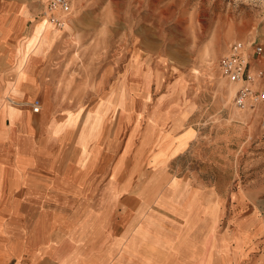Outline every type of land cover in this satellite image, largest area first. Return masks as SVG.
<instances>
[{
	"label": "rangeland",
	"instance_id": "374dc122",
	"mask_svg": "<svg viewBox=\"0 0 264 264\" xmlns=\"http://www.w3.org/2000/svg\"><path fill=\"white\" fill-rule=\"evenodd\" d=\"M46 1L0 0V25L8 33L3 46L22 48L33 74L36 57L37 75L48 86L43 106L41 90L18 107L33 111L38 101L40 112L52 104L54 118L66 120H49L47 145L35 147L31 172L38 167L57 174L66 152L83 157L68 161L61 173L76 176V207L70 217L50 220L32 205L23 218L7 198L9 219L29 223L25 230L37 232L48 247L62 239L61 232L49 235V221L68 220V238L76 244L90 236L88 224L109 219L111 206L132 232L124 244L126 232L114 240L117 264H153L159 261L150 258L166 248L192 252L198 245L185 244L191 240L221 251L226 227L245 233L243 223L251 222L246 237L264 238V100L235 107L240 83L219 67L233 42L254 41L262 50L249 67L253 74L262 71L253 86L264 89V0H73L62 28L38 18ZM42 20L56 37L35 47L31 30ZM6 67L0 54V73L8 74ZM9 96L0 111L7 110ZM96 166L105 188L92 186L90 197L86 187ZM29 188L22 199L39 205L40 197L28 198Z\"/></svg>",
	"mask_w": 264,
	"mask_h": 264
},
{
	"label": "crops",
	"instance_id": "0c3cea01",
	"mask_svg": "<svg viewBox=\"0 0 264 264\" xmlns=\"http://www.w3.org/2000/svg\"><path fill=\"white\" fill-rule=\"evenodd\" d=\"M45 4L46 2L40 10L38 18L43 17L42 12ZM7 34V30L1 26L0 54H3L4 62L6 66L9 67V72L8 74H5L4 72L0 73V107L5 103V95L10 94L11 87L16 78V68L18 67V63L22 56L20 55L21 50L9 52V50L4 47L5 44H3V42L5 41L4 39ZM25 35L26 34H22L20 36H23L25 40ZM34 55H36V52ZM36 63L37 59L35 57L34 75L38 89L34 93V97L36 99L38 92H41L42 90L39 99L43 106L44 86L47 83H44L39 79L36 71ZM14 72L15 78H13ZM42 108L40 112L38 111L39 113L31 111L28 107H22L24 111H21V115L26 111H29L31 114L33 127L37 137L40 135L39 122L41 119ZM49 109L50 111L45 120L48 121V123L49 120L56 122L57 120L53 116L52 104ZM3 111V115H5V107L3 108ZM35 113L38 114L36 115ZM65 121L66 120H64V122ZM57 122L60 124L64 123H61L60 121ZM47 127L48 125H46L45 128L47 129ZM24 133L25 134L23 135H19V137L23 138L24 136H27L28 131L25 129ZM15 137L13 129L11 126L6 125L5 122V125L0 127V198H4L3 200H0V264H117L116 258L119 252L118 249L113 248L114 240L119 239L120 236L125 234L126 230L130 229V226L128 225L129 221H120L111 214V206L107 209L109 219L102 224H97V222L88 224L90 225L87 227V229L90 230V236H87L84 239L81 238L76 244H73L68 238V234L73 228V225L68 220H61L59 222L49 221V235L53 237L61 232L62 239L56 246L52 244V246L50 245L48 247L45 244L47 240L44 241L41 239L37 232L29 234L25 230L29 229V223L22 222L19 219H9V212H7L9 209L6 207V205L9 204L7 198H12L15 201L19 207V210H15L18 213L21 212L23 218H27L31 214V211L33 210V207H31L32 205L37 208L41 207L50 220H53V217H55L56 214L58 215V218L62 217L66 219L70 217L72 210L76 207L75 203H73V198L75 197L73 192L76 191V176L70 175L67 178H61V173L68 161L78 162L83 160V157H80L79 159H73L71 156L67 157L66 152L65 157L59 162L57 174L46 172L43 168L38 167H35V172L32 173V167L37 165L34 159L33 162H30L25 167L21 160L15 158L16 151L13 148ZM41 137H45L46 141H48L47 131H44L43 135H40L37 141H40ZM46 145L47 144H45V146ZM70 145H72V143ZM97 166L90 174L91 183L88 184V186H90L86 187L88 189V196L90 197H93L94 195L92 193V186H98L99 189L105 188V185L101 183L103 181L100 182V180H97V172H94V170L99 169ZM109 185V181H107L106 187ZM25 187H32L27 189L31 193L28 198L33 199L40 197L38 199V202H40L39 205L31 203L29 200L22 199ZM130 224L133 225L131 226V229H134L137 222H132ZM139 224H141L143 228H147V222L140 221ZM243 225L247 226V231L251 226V222L243 223ZM253 227L256 228L259 233L263 232V228L257 223H254ZM232 228L233 227H226L229 231L232 230ZM234 228L238 227L236 226ZM92 230L96 231L92 232ZM113 230H115V232ZM229 231H224L225 236L223 237L221 251H216L211 244H201V242L191 240V242H186L185 244L191 246L198 245L195 246V248H192V252H187L185 249L183 250V248L186 247L179 248L181 253L172 251L168 252V248H166V251L159 255L158 258L150 259L159 261L153 264H264V238L261 236L262 234L258 237H246V231L245 233ZM131 233L130 231L126 232V237L122 238L121 244H124L127 241L131 236ZM50 236L48 237V240L50 239ZM211 241H213V238ZM74 246L77 247L74 249ZM111 248L115 250L112 249L111 255L108 256L107 253ZM123 264H134V262L130 261Z\"/></svg>",
	"mask_w": 264,
	"mask_h": 264
},
{
	"label": "bare ground",
	"instance_id": "6f19581e",
	"mask_svg": "<svg viewBox=\"0 0 264 264\" xmlns=\"http://www.w3.org/2000/svg\"><path fill=\"white\" fill-rule=\"evenodd\" d=\"M50 27L51 26H49L47 23H45L44 20L39 21L33 27L31 32L33 34V39L36 42L34 44V46L36 45L35 47H38L39 43H42V42L43 43L44 42L49 43L56 37V32L52 31L50 29ZM21 50H22V48H21ZM21 53H22L21 60L18 63V67L16 68V78H15V81H14L12 87H11L10 94H9L10 96L7 97L8 101L13 106L10 104L8 105L7 110L4 113L5 115H3L2 110L0 111V127L4 126L5 122H6V125L11 126V128L13 129L14 135L16 136L14 141H13V148L16 151L15 152V158H17L18 160H21L23 162V165L26 167L30 162H33L34 151H35L34 148L37 146L42 148L47 143L45 137L44 138L41 137L40 141H37V139H38V137H40V135H43L44 131H47V129L45 127H46V125H48V121H46L45 119L48 116V112L50 109L45 107V109H43L41 112V119L39 122L40 135L37 137V135L35 134L34 127H33L31 114L26 111L21 115L22 110L18 107L21 104L27 105L28 101L33 97V94L38 89V85L36 84L35 75L32 73L30 58L28 55H26L24 53L23 50L21 51ZM47 87L48 86H44V91H45L46 95L48 94ZM24 96L27 97V98H25L26 100L28 99V101L25 103L21 102L22 99H24ZM5 119H6V121H5ZM58 128H59V126H58ZM25 129L28 131L27 136H24L23 138L19 137V135L25 134L24 133ZM189 130L190 129H188V132H189ZM64 146L65 145H63V149L65 148ZM52 156H54V155H52ZM63 156H65V155H63ZM39 161H41V160H39ZM90 168H92V167H90ZM85 175H86V173H85ZM82 178H84V177H82Z\"/></svg>",
	"mask_w": 264,
	"mask_h": 264
},
{
	"label": "built area",
	"instance_id": "2783aa9c",
	"mask_svg": "<svg viewBox=\"0 0 264 264\" xmlns=\"http://www.w3.org/2000/svg\"><path fill=\"white\" fill-rule=\"evenodd\" d=\"M73 0H47L42 12L56 27L62 28L68 16L71 14ZM261 46L254 41L249 44L241 41L233 42L228 52L219 60L222 74L233 82L240 83L234 95L235 107L242 109L248 103H257L264 100V89L253 86L256 76H261L262 71L255 74L251 72L249 63L254 55L261 53ZM34 112L39 111V102L32 104Z\"/></svg>",
	"mask_w": 264,
	"mask_h": 264
}]
</instances>
